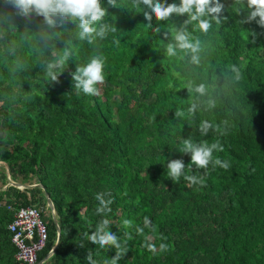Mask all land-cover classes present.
Segmentation results:
<instances>
[{"label":"trees","instance_id":"1","mask_svg":"<svg viewBox=\"0 0 264 264\" xmlns=\"http://www.w3.org/2000/svg\"><path fill=\"white\" fill-rule=\"evenodd\" d=\"M221 2L228 21L213 24L207 35L194 34L205 49L199 68L163 54V33L173 21L160 22L158 33L155 18L149 28L142 13L104 0L109 12L105 22L117 30L95 45L76 42L69 31L73 25L66 23L63 35L51 41L57 51L73 40L80 62L95 54L105 61L100 93L88 96L73 90L75 58L59 83L48 84L39 67L42 58L51 59L50 47L39 37L42 18L33 17L26 29L23 18H9L12 10L0 0V161L10 166L17 182L28 186L4 190L0 185V202L43 210L48 242L39 263L88 264L89 252L97 264L110 261L114 248H100L84 236L106 218L108 230L120 236L125 229L116 225L124 219L133 222L126 229L133 236L130 249L119 264H264V28L255 21L241 24L246 10L232 13L233 0ZM128 3L123 0L122 7ZM183 19L174 17L177 23ZM17 63L23 70L11 71ZM233 64L242 80L225 84L219 80L221 69ZM189 80L205 83L216 107L175 119L176 108L186 111L189 106L184 88ZM202 120L222 128L227 120L226 134L210 130L202 136ZM184 138L219 141L223 151H214L213 157L230 162V168L210 165L205 172L193 167L187 171L203 183L190 188L183 178L172 181L166 162L183 159L187 165L191 160L190 154L173 148ZM98 192H111L114 198L111 212L101 216L95 213ZM145 216L157 229L152 233L146 228L145 234L153 237L157 249L161 242L169 244V251L154 255L142 247L135 225L143 226ZM13 219L14 213L0 208V264H20L9 230ZM59 231V245L50 257Z\"/></svg>","mask_w":264,"mask_h":264},{"label":"clouds","instance_id":"2","mask_svg":"<svg viewBox=\"0 0 264 264\" xmlns=\"http://www.w3.org/2000/svg\"><path fill=\"white\" fill-rule=\"evenodd\" d=\"M107 3L112 7H121L128 9L130 12L142 13L149 28H153V19L155 18L157 26L154 28L158 33L161 32L160 22H175L173 25H169L163 33V40L167 41L163 45V54L168 58L179 56L181 59L186 60L190 68L201 66V54L205 51L202 47V40L194 34L207 35L213 28V24L221 26L229 19L228 16L223 14L225 4L221 0H179V3H169L168 0H129L127 7H122L123 0H107ZM3 7L12 10L9 18L12 16L23 18L26 29L30 28L33 17L42 18L39 37L45 45L50 47L51 59L42 58L39 67L43 71L48 84L59 83V78L67 67L66 65L75 58L77 61L76 69L71 73L74 82L73 90L78 95L81 93L88 96L99 95L100 89L97 86L105 82V61L102 55L95 54L87 63H82L73 47V40L67 41L59 51L55 49L54 45H51V41L59 39L63 35L65 24L68 22L73 25L69 29L73 39L76 42L86 41L89 45H95L98 39H106L109 33L116 32L115 27L105 22V17L109 12L108 8L105 7L104 0H3ZM242 9L246 10L247 15L239 21L241 24L255 21L261 28H264V0H233L228 10L238 14ZM184 16H186V19H183L181 23L174 20V17ZM189 28H191V31H189ZM27 35L29 33H26ZM3 38V35L0 34V39ZM114 43L118 45L120 41L114 40ZM12 50L14 51V49ZM10 70H23V65L17 63L15 68ZM219 80H222L225 84H238L242 80L240 68L233 64L228 69H221ZM169 87L174 88L175 91L180 90L175 88L174 85H169ZM184 88L189 93L190 103L186 111L176 108L175 119L183 118L186 112L189 115H194L199 109L211 111L216 107L215 99L208 96L205 83L194 84L189 80ZM222 125L223 128L221 124L202 120L199 131L202 136H207L210 130L225 135L228 121H222ZM173 148L178 149L183 154H190L191 160L186 165L183 159H171L165 164L166 175L176 183H179L183 178L186 187L190 188L203 183L200 177L189 174V171H187L193 167L203 169L205 172H207L210 165L212 168L219 166L224 170L230 168V162L221 160L219 157H213L214 151H223V145L219 141L211 144L207 142L193 143L190 138H184L179 147ZM94 198L98 202L95 209L97 216L111 212L110 205L114 203L111 192H98ZM4 204L6 205L1 208L7 209L8 203ZM110 223L106 218L101 219L94 230L90 234L84 233V236L89 242L98 245L100 248H114L115 255L110 261H105V264H119V261L126 256L130 249L128 244L133 236L126 229L133 227V222L124 219L122 225H116L118 228L123 227L125 229L122 236L108 230ZM146 228L152 233L157 230L147 216L144 217L143 226L135 225L136 234L143 237V248L154 255L157 252L163 253L170 250L169 244L164 242H161L159 249H157L153 237L145 234ZM160 239L166 240V237L161 236ZM85 259L88 264H97L91 252ZM39 264H43V262Z\"/></svg>","mask_w":264,"mask_h":264},{"label":"built area","instance_id":"3","mask_svg":"<svg viewBox=\"0 0 264 264\" xmlns=\"http://www.w3.org/2000/svg\"><path fill=\"white\" fill-rule=\"evenodd\" d=\"M22 189L25 190V188ZM4 205L6 204L0 202V208ZM6 207L14 213L9 230L13 234V243L18 250V262L20 264H39V254L45 249L48 242V229L42 218L43 210L37 205L18 208L15 204L8 203ZM51 210L56 221V211L52 208Z\"/></svg>","mask_w":264,"mask_h":264},{"label":"crops","instance_id":"4","mask_svg":"<svg viewBox=\"0 0 264 264\" xmlns=\"http://www.w3.org/2000/svg\"><path fill=\"white\" fill-rule=\"evenodd\" d=\"M4 174V175H3ZM0 175H3V181H1L0 185L1 188H3L4 190L10 188L13 186V182L14 183H18L11 174V170H10V166L4 162V161H0ZM21 186L20 188L22 189L23 185L21 183H19ZM25 189L28 188V186L24 185ZM34 185L30 186L33 187Z\"/></svg>","mask_w":264,"mask_h":264},{"label":"water","instance_id":"5","mask_svg":"<svg viewBox=\"0 0 264 264\" xmlns=\"http://www.w3.org/2000/svg\"><path fill=\"white\" fill-rule=\"evenodd\" d=\"M13 186L20 187L21 185L18 184V183H14V182H13ZM36 186H39V187H40V184H38V185H34L33 187H36ZM45 196H46V201H47L48 206H49L50 208H52V209L55 210V208H54V204H53V202H52L50 196H49L47 193L45 194ZM60 238H61V233H60V231H59V232H58V236H57L56 244H55L53 250L51 251L50 257H51V256L54 254V252L56 251V249H57V247H58V245H59V242H60Z\"/></svg>","mask_w":264,"mask_h":264},{"label":"rangeland","instance_id":"6","mask_svg":"<svg viewBox=\"0 0 264 264\" xmlns=\"http://www.w3.org/2000/svg\"><path fill=\"white\" fill-rule=\"evenodd\" d=\"M18 184H19V182H18ZM23 185V184H22ZM23 187H25L24 185H23ZM49 218H50V212H49V214L47 215ZM54 218V217H53ZM55 220V219H54ZM57 228H59V225L57 224Z\"/></svg>","mask_w":264,"mask_h":264},{"label":"bare ground","instance_id":"7","mask_svg":"<svg viewBox=\"0 0 264 264\" xmlns=\"http://www.w3.org/2000/svg\"><path fill=\"white\" fill-rule=\"evenodd\" d=\"M49 211V210H48ZM56 211V210H55ZM57 213V212H56Z\"/></svg>","mask_w":264,"mask_h":264}]
</instances>
